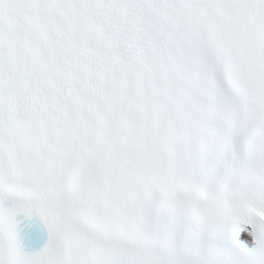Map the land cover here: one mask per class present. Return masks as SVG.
I'll list each match as a JSON object with an SVG mask.
<instances>
[{"label":"snow or ice","instance_id":"snow-or-ice-1","mask_svg":"<svg viewBox=\"0 0 264 264\" xmlns=\"http://www.w3.org/2000/svg\"><path fill=\"white\" fill-rule=\"evenodd\" d=\"M0 264H264V0H0Z\"/></svg>","mask_w":264,"mask_h":264}]
</instances>
